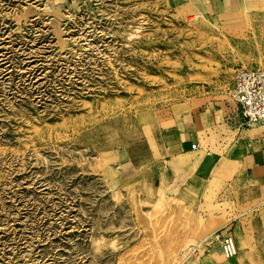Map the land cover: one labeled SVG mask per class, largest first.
I'll use <instances>...</instances> for the list:
<instances>
[{"label":"rangeland","instance_id":"1","mask_svg":"<svg viewBox=\"0 0 264 264\" xmlns=\"http://www.w3.org/2000/svg\"><path fill=\"white\" fill-rule=\"evenodd\" d=\"M255 69L264 0H0V264H264V188L169 169ZM222 226L233 260L193 251Z\"/></svg>","mask_w":264,"mask_h":264},{"label":"crops","instance_id":"2","mask_svg":"<svg viewBox=\"0 0 264 264\" xmlns=\"http://www.w3.org/2000/svg\"><path fill=\"white\" fill-rule=\"evenodd\" d=\"M199 103L191 125L175 131L178 140L169 169L176 186L191 188L196 178L202 186L209 179L217 186L244 184L249 194L263 189L264 126H243L238 105L226 92L204 97Z\"/></svg>","mask_w":264,"mask_h":264},{"label":"built area","instance_id":"3","mask_svg":"<svg viewBox=\"0 0 264 264\" xmlns=\"http://www.w3.org/2000/svg\"><path fill=\"white\" fill-rule=\"evenodd\" d=\"M228 95L238 105L243 126H264V71L241 70ZM192 149L196 150L198 146L192 145ZM215 243L226 261H231L238 255L235 238L225 228L208 235L193 251L206 249L205 247Z\"/></svg>","mask_w":264,"mask_h":264},{"label":"bare ground","instance_id":"4","mask_svg":"<svg viewBox=\"0 0 264 264\" xmlns=\"http://www.w3.org/2000/svg\"><path fill=\"white\" fill-rule=\"evenodd\" d=\"M181 233V232H180Z\"/></svg>","mask_w":264,"mask_h":264}]
</instances>
